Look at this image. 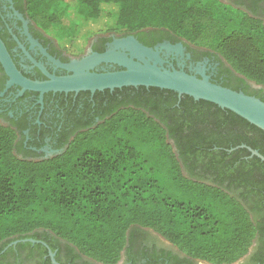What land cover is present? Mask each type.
Segmentation results:
<instances>
[{
	"label": "trees",
	"instance_id": "1",
	"mask_svg": "<svg viewBox=\"0 0 264 264\" xmlns=\"http://www.w3.org/2000/svg\"><path fill=\"white\" fill-rule=\"evenodd\" d=\"M63 1L26 0V5L48 28L58 21L55 8ZM63 9L72 17L70 46L88 37L92 24L97 30L166 27L190 42L215 47L235 72L261 85L255 96L264 101V27L224 5L73 0ZM243 92L248 94L246 86ZM199 101L212 106V179L206 180L183 173L186 149H179L177 158L165 129L142 112L121 113L78 132L63 152L38 161L19 158L13 130L0 124V243L42 228L81 254L113 264L130 227L142 226L212 264L236 261L258 237L256 261L263 264L264 161L246 146L264 155V131L229 109ZM178 140L183 142L181 136ZM189 142L187 152L201 162L206 148L196 139Z\"/></svg>",
	"mask_w": 264,
	"mask_h": 264
},
{
	"label": "flooded vegetation",
	"instance_id": "2",
	"mask_svg": "<svg viewBox=\"0 0 264 264\" xmlns=\"http://www.w3.org/2000/svg\"><path fill=\"white\" fill-rule=\"evenodd\" d=\"M194 1L224 5L229 11L264 27V0ZM47 29L33 19L26 0H0V39L17 71L31 81L45 82L51 75H70L73 71L68 69V64L82 60L92 63L96 55L104 53H122L129 57L134 47L143 46L157 51L166 60L165 66L197 77L201 76L200 70L211 82L237 91H243L246 86V92L254 96L261 88L235 72L215 47L190 42L166 27L95 30L74 47L62 43ZM120 69L124 67L109 60L97 61L89 68L92 72ZM191 98L170 89L145 85L94 91L30 89L12 82L0 61V124L13 130V151L26 160L51 158L63 152L76 133L128 112H142L165 129L166 140L177 158L180 159L179 149H186L187 166L182 168L186 176L212 179L209 161L212 146H208L212 145V106ZM178 136L182 137V143ZM189 139H196L203 149L206 148L201 153V162L194 159L192 150L187 152L191 144ZM1 245L0 264H55L53 259L58 264H103L42 228L22 237L13 236ZM260 252L256 237L246 254L234 262L222 264H259L256 257ZM113 264L212 263L188 256L152 228L132 226L127 242Z\"/></svg>",
	"mask_w": 264,
	"mask_h": 264
},
{
	"label": "water",
	"instance_id": "3",
	"mask_svg": "<svg viewBox=\"0 0 264 264\" xmlns=\"http://www.w3.org/2000/svg\"><path fill=\"white\" fill-rule=\"evenodd\" d=\"M133 50L129 57L122 53H104L96 55L92 63H88V60L73 62L67 65L68 69L73 71L72 74L66 76L51 75L49 81L37 82L25 78L17 71L0 39V61L11 81L19 83L23 87L41 91L47 89L62 91L88 89L94 91L95 89L125 85L156 86L173 90L178 94L189 95L194 99H203L221 108L229 109L264 131V101L260 98L211 82L200 70L201 76L197 77L182 70L165 66L166 60L151 48L136 46ZM102 60L114 61L123 66L124 69L105 72L89 70L97 61ZM253 84L255 85L254 82ZM244 146L242 145V147ZM246 147L253 155L264 161V155L258 150ZM53 262L58 264L54 259Z\"/></svg>",
	"mask_w": 264,
	"mask_h": 264
},
{
	"label": "rangeland",
	"instance_id": "4",
	"mask_svg": "<svg viewBox=\"0 0 264 264\" xmlns=\"http://www.w3.org/2000/svg\"><path fill=\"white\" fill-rule=\"evenodd\" d=\"M64 4H73V0H64L62 2V4H57L56 6V12L58 14V21L53 23L52 25H50L48 27V31L50 32V34L52 36H54L56 39H58L59 41H61L62 43H65V44H69V38L70 36L73 34V25H72V22H71V15L67 12L64 11ZM100 22L102 24H104L105 22H107V18L106 17H103ZM92 27V31L91 33L94 31V30H97L99 25H91ZM102 26V25H100ZM77 39V38H75ZM68 42V43H67ZM79 42V41H78ZM77 42V40H74V42H72L73 44L70 46V47H74L76 45H78L79 43Z\"/></svg>",
	"mask_w": 264,
	"mask_h": 264
}]
</instances>
